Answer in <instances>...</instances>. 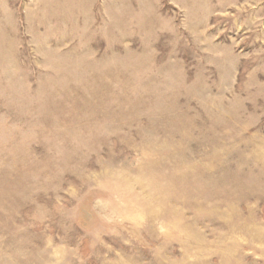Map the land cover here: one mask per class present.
Masks as SVG:
<instances>
[{
	"label": "rangeland",
	"instance_id": "obj_1",
	"mask_svg": "<svg viewBox=\"0 0 264 264\" xmlns=\"http://www.w3.org/2000/svg\"><path fill=\"white\" fill-rule=\"evenodd\" d=\"M0 264H264V0H0Z\"/></svg>",
	"mask_w": 264,
	"mask_h": 264
}]
</instances>
